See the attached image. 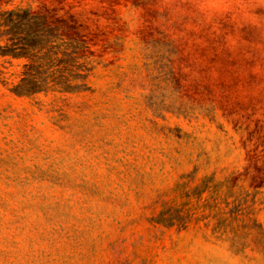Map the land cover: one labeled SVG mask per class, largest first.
Instances as JSON below:
<instances>
[{"label":"rangeland","instance_id":"374dc122","mask_svg":"<svg viewBox=\"0 0 264 264\" xmlns=\"http://www.w3.org/2000/svg\"><path fill=\"white\" fill-rule=\"evenodd\" d=\"M75 13L89 89L18 95L0 56V264H264V0H0Z\"/></svg>","mask_w":264,"mask_h":264},{"label":"trees","instance_id":"16d2710c","mask_svg":"<svg viewBox=\"0 0 264 264\" xmlns=\"http://www.w3.org/2000/svg\"><path fill=\"white\" fill-rule=\"evenodd\" d=\"M41 4L7 9L0 15V56L25 58L18 95L75 93L90 88L95 45L89 27L77 14ZM2 70L0 69V80Z\"/></svg>","mask_w":264,"mask_h":264}]
</instances>
